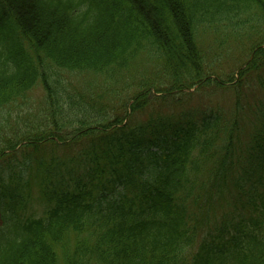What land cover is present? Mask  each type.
Returning a JSON list of instances; mask_svg holds the SVG:
<instances>
[{
	"label": "trees",
	"instance_id": "trees-1",
	"mask_svg": "<svg viewBox=\"0 0 264 264\" xmlns=\"http://www.w3.org/2000/svg\"><path fill=\"white\" fill-rule=\"evenodd\" d=\"M209 34L241 44L237 82ZM211 87L232 102L132 120ZM18 150L0 264H264V0H0V159Z\"/></svg>",
	"mask_w": 264,
	"mask_h": 264
},
{
	"label": "rangeland",
	"instance_id": "rangeland-1",
	"mask_svg": "<svg viewBox=\"0 0 264 264\" xmlns=\"http://www.w3.org/2000/svg\"><path fill=\"white\" fill-rule=\"evenodd\" d=\"M212 37H213L212 34H209V36H205L203 38V43H204V46L206 47L205 51H207L208 49L209 55L213 59H215L217 72L222 74L220 78H218V81L221 82V80H228L230 75L233 74L237 82L238 67L246 60L244 54H242L243 48L241 47V44L227 35L226 37H227L228 42L224 44L219 43V45H217L218 42H215V43L212 42V39H211ZM238 60H241V61L238 63L237 62ZM248 85L249 84L247 83L244 86H242L241 91L247 92L249 90ZM219 89L213 88V87L209 88L205 93L202 94L200 101H198L196 97H193V98L186 97L182 99L185 102L179 108H178L179 104H177L179 102H175L177 99L168 103L167 100H164V101H162L161 99L158 100L157 96L152 95L150 98L154 100L151 101V104L145 108V111L151 112L154 115H157V114L177 115L182 111L187 112L188 109L194 110L198 104H199L198 107H201V106L202 107H206V106L215 107L217 105H220L223 108L224 106L227 107L228 102H232V99H231L232 96L228 93H224L223 91H221V89L220 90ZM251 95H253L252 91L249 94H247V96H251ZM39 96H40L39 91L33 94V98L35 99H38ZM183 96L184 95H181L180 97L183 98ZM178 97L179 96H177V98ZM172 105H175V108L171 107ZM19 106L21 107V105ZM143 113L144 111L142 113L137 114V116H139L138 118H141L142 117L141 115ZM52 150L54 151V156H58V154L61 155L63 153V149L61 147H53L51 151ZM48 151H50L49 148H48ZM15 156H16L15 158L10 159L11 162H14L15 160L21 161L24 158V155L19 152ZM6 163L7 161H5V163L3 164V167L5 166ZM33 190L36 191L35 188H33ZM41 209H42V205L36 199V195L34 194V196H32V198L29 199V204L27 206V210H28L27 213H31V214H34L35 216H39L42 214Z\"/></svg>",
	"mask_w": 264,
	"mask_h": 264
}]
</instances>
